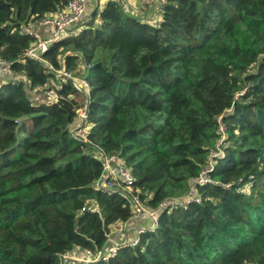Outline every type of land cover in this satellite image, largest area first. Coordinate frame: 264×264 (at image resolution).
<instances>
[{
    "label": "trees",
    "instance_id": "trees-1",
    "mask_svg": "<svg viewBox=\"0 0 264 264\" xmlns=\"http://www.w3.org/2000/svg\"><path fill=\"white\" fill-rule=\"evenodd\" d=\"M67 2L0 0V57L29 82L0 86V264L101 249L132 209L93 189L98 154L121 157L155 209L188 193L222 124L232 144L196 185L199 201L162 210L136 246L91 264H264V0H167L156 25L108 1L44 54L82 76L80 53L64 50L85 43L87 99L67 80L49 103L30 90L54 74L23 56L33 38L18 29ZM84 99L86 142L70 133Z\"/></svg>",
    "mask_w": 264,
    "mask_h": 264
},
{
    "label": "built area",
    "instance_id": "built-area-1",
    "mask_svg": "<svg viewBox=\"0 0 264 264\" xmlns=\"http://www.w3.org/2000/svg\"><path fill=\"white\" fill-rule=\"evenodd\" d=\"M108 1L115 2L121 11L129 16L148 24L156 25L160 21L162 7L164 4H166L167 0H106V2ZM145 1L151 3L152 12L148 16L145 15L140 17L134 8H127V3L130 7V5H133V2L142 3ZM89 5V0H68L65 6L56 13L44 16L35 21H29L27 24L20 26L18 29L19 34L30 35L33 38L32 44H30V46L25 50L23 56L26 59L43 65L46 68L47 73H53L55 75V73L58 72L61 74L63 79L67 78L69 81L72 80L71 84L77 90L81 91L86 97L89 95L90 90L88 82L83 79L76 83L77 80L71 77V73L65 71L63 68L59 71L55 70L48 60L44 58V54L48 51L52 44L62 41L66 37L79 30L78 27L80 24L84 23L85 20H90L92 13L96 9L100 10V8L91 9L90 13H87V8ZM46 27L50 29V32L47 36L43 37L41 34V29ZM21 81H23L25 87H29L27 78L23 74L15 72L12 68L11 62H8L0 57V86L8 83H19ZM59 88L55 83L52 82V80H49L43 85L30 90V92L41 93L46 99V102L51 103L58 100L56 90ZM86 119L87 101L82 108H79L76 111V117L71 125L70 130L72 137L83 142H86V136L89 130V125H87ZM219 131L221 134L224 133V128L222 125L220 126ZM98 159L102 164V172L98 180L93 184V189L119 193L129 201L132 209V218L141 217L142 219H148L151 222L152 227L137 228V237L132 240L128 239L127 237L123 239V236H119L120 241H122L118 243L111 242L109 239L111 235H113V231L117 229H119L121 233L116 231L115 235H123L122 233L125 228H120L122 223L113 224L110 226L109 232L106 234L108 241L102 246L101 249H81L83 252L81 257H77L76 255L72 254V250L71 252L60 255L59 264H91L99 261L107 262L117 254V251L120 247L136 246L139 235H141V233H143L145 230L156 226L159 213L163 209L170 206H183L191 201L198 202L199 199L197 197L195 187L196 185H204L205 183L210 182L208 175L213 170V165L210 162L205 168L202 169L200 175L190 182V190L184 197L175 198L171 202H162L156 209L146 211V207L139 199L137 190L134 188L136 178L126 167L124 160L116 154L105 155L103 153L98 154ZM88 209L96 210V207H84L81 209V212H84ZM77 249L80 250V248Z\"/></svg>",
    "mask_w": 264,
    "mask_h": 264
},
{
    "label": "rangeland",
    "instance_id": "rangeland-1",
    "mask_svg": "<svg viewBox=\"0 0 264 264\" xmlns=\"http://www.w3.org/2000/svg\"><path fill=\"white\" fill-rule=\"evenodd\" d=\"M93 1V5H94V0ZM88 9V8H87ZM152 11L148 12L146 15H150ZM138 16H142L140 14H138ZM144 16V15H143ZM91 20V19H90ZM97 23V22H96ZM83 29L85 28H82L80 31H82ZM80 31L77 33L79 34ZM76 34V35H77ZM85 47V43H75L73 45H69L64 51L65 53L67 52L68 54H71V53H80V59L78 61V68H80L83 72L82 76L80 74H76V72L74 73H71V77L76 79V83L85 79L86 77V70L88 68V65H86V60L84 59V56L82 55V50L84 49ZM59 71V70H58ZM50 79L52 80L53 83H55L57 85V87L59 88L60 87V84L64 83L65 81H67V78L63 79L61 74L60 73H55V75H53L52 77L50 76ZM82 93V92H81ZM83 97H85L87 99V97L82 93ZM85 100V99H84ZM83 102L85 103L86 100ZM218 120L220 121L221 120V117L218 118ZM223 125V124H222ZM224 126V125H223ZM216 134H218L219 136H217L218 138L215 140V142L210 146L209 148V151H208V157L210 158V162L211 164H215V159H219L221 157L224 156V150L226 147L230 146L232 144V141L230 140V137H229V134L227 132L221 134L220 132H218L216 130ZM210 155V156H209ZM176 195H169V194H165L164 195V198L160 201V203L162 202H166V201H173L175 198H180V197H184L186 195V193L184 194H180L179 192H175ZM151 196H149V199H150ZM157 205V207L159 206V204ZM156 207V208H157ZM170 207H173V206H170ZM168 207V208H170ZM155 208V209H156ZM147 210L146 211H149V210H154V209H150V208H146ZM167 209V208H165ZM164 210V209H163ZM160 214V213H159ZM134 220H138V221H142V222H145L147 221L148 222V226L147 227H152L151 225V222L148 220V219H142L141 217H138V218H133ZM139 227H145V226H139ZM138 227V228H139ZM119 231V229L117 230H114L113 231V235H115V232ZM136 231H137V228H136ZM111 235V236H113ZM121 236V235H120ZM111 238V237H110ZM114 239L112 238L111 241H113ZM115 241V240H114ZM122 241V240H121ZM121 241H118V243H120Z\"/></svg>",
    "mask_w": 264,
    "mask_h": 264
},
{
    "label": "crops",
    "instance_id": "crops-1",
    "mask_svg": "<svg viewBox=\"0 0 264 264\" xmlns=\"http://www.w3.org/2000/svg\"><path fill=\"white\" fill-rule=\"evenodd\" d=\"M89 7L87 9V13H90L91 9H96V8H100V10L103 8V6L107 3L106 0H94V5H93V1L89 0ZM135 7H134V6ZM133 5L130 7L128 6L127 3V8H134L136 10V12L140 15L145 16L148 12L152 11L151 10V3L148 1L142 2V3H137V2H133ZM138 11H137V9ZM148 16V15H147ZM50 32V29L48 27L41 29V34L43 37L47 36ZM139 226H148V222H142V221H138V220H134L133 218H131L130 220H128L125 223H122V225L120 226V228H125V230H123V235L119 234V235H113L111 236V238L109 239V241L112 240V238L115 240L111 241V242H118L120 241L119 236H123V239H125L126 237L130 240L135 239L137 237L136 234V228H138ZM121 233V232H120ZM72 254L76 255L77 257H81L83 255V252L81 251V249H74L72 251Z\"/></svg>",
    "mask_w": 264,
    "mask_h": 264
},
{
    "label": "water",
    "instance_id": "water-1",
    "mask_svg": "<svg viewBox=\"0 0 264 264\" xmlns=\"http://www.w3.org/2000/svg\"><path fill=\"white\" fill-rule=\"evenodd\" d=\"M70 82H72V80H70ZM151 229V228H150ZM153 229V228H152Z\"/></svg>",
    "mask_w": 264,
    "mask_h": 264
}]
</instances>
